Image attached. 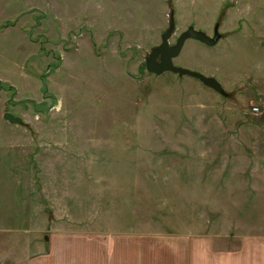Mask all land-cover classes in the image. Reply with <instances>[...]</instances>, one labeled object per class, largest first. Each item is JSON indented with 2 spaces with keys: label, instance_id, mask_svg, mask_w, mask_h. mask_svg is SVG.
Here are the masks:
<instances>
[{
  "label": "rangeland",
  "instance_id": "rangeland-1",
  "mask_svg": "<svg viewBox=\"0 0 264 264\" xmlns=\"http://www.w3.org/2000/svg\"><path fill=\"white\" fill-rule=\"evenodd\" d=\"M171 11L170 44L220 34L172 62L227 95L146 69ZM258 68L264 0H0V264H173L179 240L264 227Z\"/></svg>",
  "mask_w": 264,
  "mask_h": 264
},
{
  "label": "crops",
  "instance_id": "crops-1",
  "mask_svg": "<svg viewBox=\"0 0 264 264\" xmlns=\"http://www.w3.org/2000/svg\"><path fill=\"white\" fill-rule=\"evenodd\" d=\"M254 73L255 78L252 80V83L257 87L258 96L261 95L260 98H262L263 101H260V104L255 101H253L254 103L252 102V104L258 106V110L252 113L251 117H253L254 120L250 117L249 123L253 125L254 131L259 135L262 134V138H264V72L258 68ZM259 139L261 141V138ZM254 140L250 143V148L263 151V146L256 144ZM251 171V175L255 177V179L254 182L251 183L250 189L248 188L246 191L247 197L253 200L252 194H255V198L264 199V159L262 158L261 162L255 161V165H252ZM225 189L224 187V190ZM252 190L255 193H251ZM251 203L252 202H249V205H251ZM247 223L248 222H246V224ZM245 228L247 233L240 234L238 242L235 244L231 243L227 245L218 241L219 245L217 246L214 241L216 238L213 237L216 235L201 236L200 238H195V240L186 238L179 240V244L174 242L178 248L171 246L170 252L177 253L178 255H172V263L264 264V227L258 228L252 226L251 228ZM259 229L263 230L257 231Z\"/></svg>",
  "mask_w": 264,
  "mask_h": 264
},
{
  "label": "water",
  "instance_id": "water-1",
  "mask_svg": "<svg viewBox=\"0 0 264 264\" xmlns=\"http://www.w3.org/2000/svg\"><path fill=\"white\" fill-rule=\"evenodd\" d=\"M174 28L175 25L173 20V12L171 11L169 15L168 26L161 34L160 43L152 46L148 54L145 56L144 63L146 69L154 73H161L164 70H172L179 74L187 73L197 77L205 85H208L221 94L225 95L226 92L223 90L219 82L213 77L203 75L200 72L190 70L181 66H176L172 62V57L175 56V54L178 52L184 38L193 37L205 43L211 44L216 41L220 34L216 31L215 28L213 34L208 35L201 30L195 29L189 25L185 29L180 31L175 38V42L170 44L168 42V38L173 32ZM3 117L9 119L12 122H21V117L15 116L9 111H5L3 113Z\"/></svg>",
  "mask_w": 264,
  "mask_h": 264
},
{
  "label": "built area",
  "instance_id": "built-area-1",
  "mask_svg": "<svg viewBox=\"0 0 264 264\" xmlns=\"http://www.w3.org/2000/svg\"><path fill=\"white\" fill-rule=\"evenodd\" d=\"M250 110L253 111V112H255V111L258 110V106L257 105H251L250 106Z\"/></svg>",
  "mask_w": 264,
  "mask_h": 264
}]
</instances>
